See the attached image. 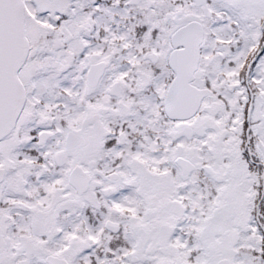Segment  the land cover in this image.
<instances>
[{
    "label": "snow or ice",
    "instance_id": "6c2138e0",
    "mask_svg": "<svg viewBox=\"0 0 264 264\" xmlns=\"http://www.w3.org/2000/svg\"><path fill=\"white\" fill-rule=\"evenodd\" d=\"M0 264H264V0H0Z\"/></svg>",
    "mask_w": 264,
    "mask_h": 264
}]
</instances>
